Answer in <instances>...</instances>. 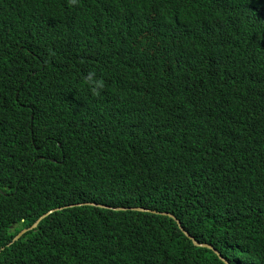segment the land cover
Segmentation results:
<instances>
[{
  "label": "trees",
  "instance_id": "obj_1",
  "mask_svg": "<svg viewBox=\"0 0 264 264\" xmlns=\"http://www.w3.org/2000/svg\"><path fill=\"white\" fill-rule=\"evenodd\" d=\"M261 59L264 0H0V264H264Z\"/></svg>",
  "mask_w": 264,
  "mask_h": 264
},
{
  "label": "clouds",
  "instance_id": "obj_2",
  "mask_svg": "<svg viewBox=\"0 0 264 264\" xmlns=\"http://www.w3.org/2000/svg\"><path fill=\"white\" fill-rule=\"evenodd\" d=\"M71 3H75L76 0H70ZM35 37V34L33 33H28L25 37L23 36H19L16 41H14L15 44V51H17L19 48H24L26 46V44L28 42H30L33 38ZM14 53V49L10 50V54ZM262 63L261 65V69H259L258 71L264 73V59H261ZM260 74L259 73H255V76L258 78ZM82 80V87L86 88L88 90V92L92 95V96H99L101 94V92L105 89V82L103 80L102 77L97 76V73L95 71V69H90L86 72V74H83L81 77ZM17 98H18V94H17ZM90 205V204H88ZM97 205V204H96ZM105 206V205H103ZM95 207V206H94ZM99 207V206H98ZM113 208V207H112ZM102 209H106V208H102ZM125 209H129L127 211H132V212H140V211H134L132 209H141V210H145L143 208H125ZM115 211V210H114ZM125 211V212H127ZM143 212V211H142ZM145 213L147 212L146 210L144 211ZM168 214V213H165ZM165 214H163L165 216ZM171 215V214H170ZM173 216V215H172ZM170 217V216H168ZM175 217V216H174ZM174 219V218H172ZM180 223V222H178ZM182 228L188 232L183 225L181 224ZM181 228V227H180ZM181 228V230L183 231V229ZM184 232V231H183ZM189 233V232H188ZM185 234V232H184ZM190 234V233H189ZM186 235V234H185ZM191 235V234H190ZM187 236V235H186ZM192 236V235H191ZM188 237V236H187ZM193 238H195L194 236H192ZM189 238V237H188ZM190 239V238H189ZM191 240V239H190ZM196 240V239H195ZM193 241V240H191ZM194 242V241H193ZM197 242V241H196ZM195 243V242H194ZM198 243V242H197ZM200 244V243H198ZM196 245V244H195ZM200 245H205V244H200ZM210 246V245H207ZM197 247H202V246H197ZM211 247V246H210ZM205 248V247H202ZM212 248V247H211ZM213 251H215L213 248L211 249ZM216 252V251H215ZM217 253V252H216ZM218 254V253H217Z\"/></svg>",
  "mask_w": 264,
  "mask_h": 264
},
{
  "label": "water",
  "instance_id": "obj_3",
  "mask_svg": "<svg viewBox=\"0 0 264 264\" xmlns=\"http://www.w3.org/2000/svg\"><path fill=\"white\" fill-rule=\"evenodd\" d=\"M90 206H95V207H98V205L96 204H90ZM100 208H106V209H110V210H115V211H127L129 209H125V208H112V207H108V206H99ZM134 211H140V212H144L145 210H141V209H132ZM53 212L55 211H51L49 212L47 215H44L43 217H41L29 230H34L37 228V226L39 225V223L44 220L46 217H48L50 214H52ZM165 216H170L171 218H174V216L170 215V214H165ZM180 227L182 228L181 226V223H179ZM183 229V228H182ZM29 230H24L22 231L20 234H17L16 237L14 238V241L17 240V239H20L27 231ZM183 231L185 232V234L195 242L196 246H202V247H205V248H208V249H212L210 246H207V245H200L196 242L195 238H193L188 232H186L184 229Z\"/></svg>",
  "mask_w": 264,
  "mask_h": 264
}]
</instances>
